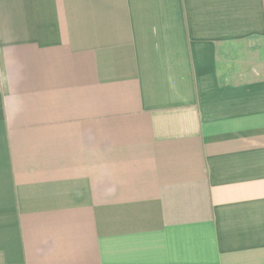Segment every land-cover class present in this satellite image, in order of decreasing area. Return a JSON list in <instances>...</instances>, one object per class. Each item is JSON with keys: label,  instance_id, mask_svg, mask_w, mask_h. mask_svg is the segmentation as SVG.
Instances as JSON below:
<instances>
[{"label": "crops", "instance_id": "0c3cea01", "mask_svg": "<svg viewBox=\"0 0 264 264\" xmlns=\"http://www.w3.org/2000/svg\"><path fill=\"white\" fill-rule=\"evenodd\" d=\"M0 264H264V0H0Z\"/></svg>", "mask_w": 264, "mask_h": 264}]
</instances>
